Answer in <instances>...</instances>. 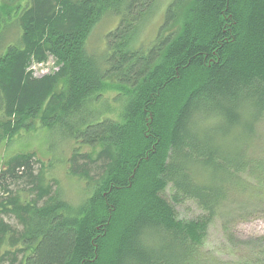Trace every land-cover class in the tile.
<instances>
[{
  "label": "trees",
  "instance_id": "obj_1",
  "mask_svg": "<svg viewBox=\"0 0 264 264\" xmlns=\"http://www.w3.org/2000/svg\"><path fill=\"white\" fill-rule=\"evenodd\" d=\"M158 8L1 0L0 144L38 126L90 150L66 159L85 183L77 203L46 180L51 161L23 150L2 158L0 264H177L205 242L223 183L246 189V172L264 210V160L243 162L264 114V0H170L156 34L142 39ZM107 15L117 24L96 54L87 39ZM48 56L57 70L35 77L30 65ZM108 91L121 108L102 117L114 113L97 108ZM216 132L233 134L235 147L214 143ZM183 198L208 215L177 219L172 203ZM226 238L237 259L224 264H264V236Z\"/></svg>",
  "mask_w": 264,
  "mask_h": 264
},
{
  "label": "rangeland",
  "instance_id": "obj_2",
  "mask_svg": "<svg viewBox=\"0 0 264 264\" xmlns=\"http://www.w3.org/2000/svg\"><path fill=\"white\" fill-rule=\"evenodd\" d=\"M25 0H21L23 2ZM170 0H158L159 8L152 17L151 21L146 25L142 32V39L152 38L158 29L159 24L162 22L163 11ZM1 3V0H0ZM116 18L107 15L98 23L91 31L87 39V47L93 53H100L104 48L105 34L109 29H114L116 26ZM10 35H7L5 43L9 41ZM3 43V46L4 44ZM30 69L33 71L35 77H41L45 74L52 73L57 70V65L52 56H48L47 60L43 63H32ZM104 95V102L99 107L100 110H107L109 107L114 109V113H104L103 116L112 117L118 113L121 108L119 102H114L113 92L108 91ZM253 121V120H252ZM210 127L209 129H213ZM253 133L247 140L242 135L241 140H244L243 147L245 146L246 159L244 163L257 165L259 161L264 160V114L254 120ZM58 132L44 131L37 126L36 130L21 131L16 134L11 142L3 141L0 144V162L2 158L14 151L23 150L35 153L36 158L41 160L43 164L52 162V167L46 168L47 175L46 180L56 179L61 186L65 197L73 202L77 203L85 192V183L75 174H69L68 165L66 159L70 155L73 149H78L81 152L89 151L90 148L85 145H80L76 140H63L62 135ZM219 133L211 134V138L214 143L217 141L223 142L227 146L226 150L229 151L235 147L236 142L233 134L224 139H220ZM8 142V143H7ZM241 143V142H240ZM250 161H248V159ZM40 164L36 165L38 168ZM248 169H246L247 171ZM221 177L220 175H216ZM218 177H215V181L218 182ZM254 177V176H251ZM239 182L246 187L242 189L235 187L233 182L225 181L223 183L224 193H219L220 198H214L213 206L214 215L208 227L207 237L202 246L190 247L192 249L191 254L188 255L186 260H179L177 264H224L225 262H236V256H233L230 250V241L226 238V232H230L237 238L246 239L249 237L264 236V210L258 202V199L252 197L248 192V185L250 184L249 175L242 173L239 176ZM164 196L171 201L170 195L171 187L168 186L164 192ZM177 219L191 220L201 215H208V212L202 208L198 200L194 198H183L179 203L173 204ZM4 220L13 223V220L8 217H4ZM189 252V251H188ZM187 256V255H186ZM185 256V257H186ZM239 256V255H238ZM184 257V258H185Z\"/></svg>",
  "mask_w": 264,
  "mask_h": 264
}]
</instances>
